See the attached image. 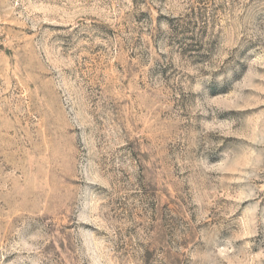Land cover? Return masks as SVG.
Segmentation results:
<instances>
[{
	"label": "rangeland",
	"instance_id": "obj_1",
	"mask_svg": "<svg viewBox=\"0 0 264 264\" xmlns=\"http://www.w3.org/2000/svg\"><path fill=\"white\" fill-rule=\"evenodd\" d=\"M0 264H264V0H0Z\"/></svg>",
	"mask_w": 264,
	"mask_h": 264
}]
</instances>
